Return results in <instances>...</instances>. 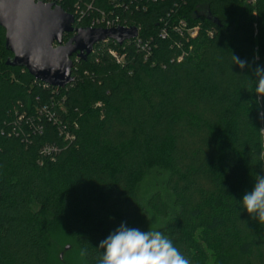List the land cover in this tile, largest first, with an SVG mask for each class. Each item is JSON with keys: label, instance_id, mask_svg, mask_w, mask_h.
Returning <instances> with one entry per match:
<instances>
[{"label": "trees", "instance_id": "16d2710c", "mask_svg": "<svg viewBox=\"0 0 264 264\" xmlns=\"http://www.w3.org/2000/svg\"><path fill=\"white\" fill-rule=\"evenodd\" d=\"M117 13L150 52L97 43L87 60L72 57L65 88L8 65L0 27V264H56L45 213L99 264V243L121 223L142 230L147 210L190 264H264V224L241 202L264 174L253 73L264 66V0H168ZM180 19L198 34H181ZM150 175L144 204L138 188Z\"/></svg>", "mask_w": 264, "mask_h": 264}, {"label": "water", "instance_id": "95a60500", "mask_svg": "<svg viewBox=\"0 0 264 264\" xmlns=\"http://www.w3.org/2000/svg\"><path fill=\"white\" fill-rule=\"evenodd\" d=\"M0 27L12 53L7 64L57 88L74 82L73 56L87 60L97 43L112 40L121 45L138 36L137 27H75L72 14L36 0H0ZM65 33L74 35L65 42Z\"/></svg>", "mask_w": 264, "mask_h": 264}, {"label": "clouds", "instance_id": "9594fccd", "mask_svg": "<svg viewBox=\"0 0 264 264\" xmlns=\"http://www.w3.org/2000/svg\"><path fill=\"white\" fill-rule=\"evenodd\" d=\"M240 69L251 68L247 61L233 55ZM255 94L264 97V66L253 69ZM261 158L264 159V153ZM244 210L252 219L264 224V174H257L251 191L241 200ZM103 250L99 264H190L179 249L161 230L129 227L125 223L99 243ZM83 255V253H82Z\"/></svg>", "mask_w": 264, "mask_h": 264}, {"label": "built area", "instance_id": "2783aa9c", "mask_svg": "<svg viewBox=\"0 0 264 264\" xmlns=\"http://www.w3.org/2000/svg\"><path fill=\"white\" fill-rule=\"evenodd\" d=\"M45 4H52L54 6H67L70 10V14L74 16V24L77 23H86L90 28H117V27H127L130 25L127 23V20H123L117 10H127L129 12L144 11L146 12L149 7L158 2H165L168 0H108L109 11L102 10L98 7V0H38ZM185 2V0H181ZM174 6L179 8V3L174 2ZM176 29L182 34L187 33L190 37H195L198 34L199 26L189 27L187 22L184 19L179 20V25ZM140 30L138 28V36L133 39L125 40V42H135L141 49H148L150 52V47L148 42H144L140 38ZM166 30L163 28L161 30V36H166ZM112 40H107L101 43H107ZM115 42V41H113ZM116 43V42H115ZM117 44V43H116ZM119 45V44H118ZM122 45V44H121ZM111 54L117 59V61H122L124 59L123 55H119L117 51L110 50ZM77 59V58H76ZM78 60V59H77ZM41 82V81H40ZM43 83V82H42ZM45 85H48L44 83ZM50 86V85H49ZM57 88V87H56ZM43 111L47 112L46 115H49V110L46 109V106L43 108ZM42 113V112H41ZM66 138L71 139L72 136L66 134Z\"/></svg>", "mask_w": 264, "mask_h": 264}, {"label": "rangeland", "instance_id": "374dc122", "mask_svg": "<svg viewBox=\"0 0 264 264\" xmlns=\"http://www.w3.org/2000/svg\"><path fill=\"white\" fill-rule=\"evenodd\" d=\"M164 177L165 174L159 177L158 180H163ZM155 178V175L154 177L153 175L148 176L138 188L139 196L144 204L155 187ZM146 213L148 220L142 231H147L150 227L151 229L161 230L165 234V221L149 210ZM44 216L48 225L45 231V244L52 260L56 264H87L74 241L66 234L64 221L53 217L49 213H45Z\"/></svg>", "mask_w": 264, "mask_h": 264}, {"label": "bare ground", "instance_id": "6f19581e", "mask_svg": "<svg viewBox=\"0 0 264 264\" xmlns=\"http://www.w3.org/2000/svg\"><path fill=\"white\" fill-rule=\"evenodd\" d=\"M36 1H38V0H36ZM40 2H41V1H40ZM51 5H52V4H51ZM53 6H54V5H53ZM61 8H62V7H61ZM130 27H135V26H130ZM130 27H129V28H130ZM104 29H106V28H104ZM100 43H101V42H100Z\"/></svg>", "mask_w": 264, "mask_h": 264}]
</instances>
